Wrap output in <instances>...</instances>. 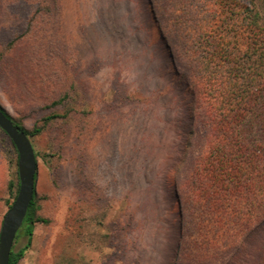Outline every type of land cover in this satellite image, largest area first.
Here are the masks:
<instances>
[{"label": "rangeland", "instance_id": "rangeland-1", "mask_svg": "<svg viewBox=\"0 0 264 264\" xmlns=\"http://www.w3.org/2000/svg\"><path fill=\"white\" fill-rule=\"evenodd\" d=\"M156 3L0 0V105L41 130L44 222L18 264H264L261 229L193 196L209 121L191 112L184 32ZM17 184L0 130V229Z\"/></svg>", "mask_w": 264, "mask_h": 264}, {"label": "trees", "instance_id": "trees-1", "mask_svg": "<svg viewBox=\"0 0 264 264\" xmlns=\"http://www.w3.org/2000/svg\"><path fill=\"white\" fill-rule=\"evenodd\" d=\"M155 9L171 11L184 32L195 63L191 112L194 120L202 114L209 121L206 152L190 177L193 196L220 216L234 213L249 231L255 225L264 232V0H157ZM190 25L198 29L193 33ZM0 109L28 137L40 133ZM35 197L36 186L14 242L22 235L26 244L13 246L9 264L19 263L34 224L44 222Z\"/></svg>", "mask_w": 264, "mask_h": 264}, {"label": "water", "instance_id": "water-1", "mask_svg": "<svg viewBox=\"0 0 264 264\" xmlns=\"http://www.w3.org/2000/svg\"><path fill=\"white\" fill-rule=\"evenodd\" d=\"M0 130L12 142L17 153L18 191L2 219L0 229V264H9L16 235L35 194L37 161L29 137L1 109Z\"/></svg>", "mask_w": 264, "mask_h": 264}]
</instances>
